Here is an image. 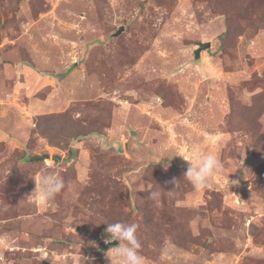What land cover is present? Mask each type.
I'll return each mask as SVG.
<instances>
[{"label":"rangeland","instance_id":"obj_1","mask_svg":"<svg viewBox=\"0 0 264 264\" xmlns=\"http://www.w3.org/2000/svg\"><path fill=\"white\" fill-rule=\"evenodd\" d=\"M116 221L146 264H264V0H0V264H117Z\"/></svg>","mask_w":264,"mask_h":264},{"label":"clouds","instance_id":"obj_2","mask_svg":"<svg viewBox=\"0 0 264 264\" xmlns=\"http://www.w3.org/2000/svg\"><path fill=\"white\" fill-rule=\"evenodd\" d=\"M188 155L193 158V162H188V167L182 178L190 182L195 190H204L210 186L211 178L223 170V163L216 155L201 154L199 149H193ZM183 160L187 161L185 158ZM168 161H171V159H168ZM168 166V164H164L165 169ZM179 181L173 178L171 183L176 187ZM232 183L237 182L232 181ZM35 185V190L31 196H34L41 203L52 201L66 187L58 166L56 168L40 169L39 182L35 181ZM162 191L164 190L160 186L158 189L150 190L148 198L158 200L162 195ZM172 191L167 192L171 193ZM106 225L107 238L105 243L119 242L117 246L110 248L108 251L110 261L114 257L117 264H146L145 257L140 253L141 243L137 234L138 224L116 221L106 223Z\"/></svg>","mask_w":264,"mask_h":264},{"label":"water","instance_id":"obj_3","mask_svg":"<svg viewBox=\"0 0 264 264\" xmlns=\"http://www.w3.org/2000/svg\"><path fill=\"white\" fill-rule=\"evenodd\" d=\"M122 30H123V29H121V32H122ZM121 32H120L119 34H121ZM119 34H118V35H119ZM209 47H210V44H209V43H208V44H202V43H201V44H200V49H199L198 51H196V56L199 57L201 51H202V50H205V49H207V48H209Z\"/></svg>","mask_w":264,"mask_h":264}]
</instances>
